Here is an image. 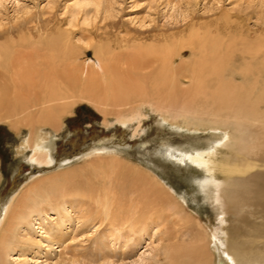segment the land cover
I'll use <instances>...</instances> for the list:
<instances>
[{
	"label": "bare ground",
	"instance_id": "1",
	"mask_svg": "<svg viewBox=\"0 0 264 264\" xmlns=\"http://www.w3.org/2000/svg\"><path fill=\"white\" fill-rule=\"evenodd\" d=\"M99 3L91 0L75 6L92 4L97 9ZM223 18L228 23L223 29L191 25L150 45L124 38L116 42V49L93 38L76 44L71 32L57 30L52 35L39 32L35 41L32 36L17 46L14 42L0 46V123L21 138L14 153L40 169L0 206V264H10V244L18 224L44 212L45 205L69 198L83 205L86 197L96 206L94 216L106 211L105 220L119 235L108 237L115 240L121 238V229H127L122 237L134 238L138 245L147 223L163 228L160 239H167L168 245L163 260L158 255L153 258L155 264H264V249L254 247V239L242 242L232 234L226 241L210 233L156 174L122 157L114 139H100L76 157L57 160L56 139L66 127L65 118L73 116L82 102L102 115L106 127L118 123L131 129L133 136L149 116L144 111L148 108L157 115L156 126H168L184 138L180 143L155 142L158 157L178 168L192 166L203 176L217 167L232 190L228 194L222 190L220 197L238 217L248 206L238 203L235 194L243 185L230 177L255 166L245 158L264 141V132L255 135L252 130L264 125V31H255L250 39L249 31L230 14ZM28 44L35 51L27 60L14 58L10 48ZM85 49L92 50L98 68L81 61ZM75 140H70L74 149ZM146 148L141 144L139 152ZM222 148L232 154L219 159ZM46 167L53 170L44 171ZM211 181L216 180L196 181L204 195ZM193 225L190 234L186 228ZM259 230L244 224L243 232L250 238H259Z\"/></svg>",
	"mask_w": 264,
	"mask_h": 264
},
{
	"label": "rangeland",
	"instance_id": "2",
	"mask_svg": "<svg viewBox=\"0 0 264 264\" xmlns=\"http://www.w3.org/2000/svg\"><path fill=\"white\" fill-rule=\"evenodd\" d=\"M84 1L0 0V46L5 47L11 42L17 46L21 39L32 36L35 41L39 32L49 31L48 33L52 35L58 34L57 30L71 32L76 44L93 38L96 41L102 40L103 43L108 42L115 48L116 42L124 38L132 40L135 44L150 45L169 39L172 35H178L191 25L211 26L212 30L213 27L223 29L225 24H228L223 18L225 14H230L232 20L244 25L250 33V39L254 38L255 31L256 33L260 29L264 31V0H94L100 2L97 9L92 4L84 5L83 8L75 6L76 3L82 4L91 0ZM29 45H22L23 48H10L15 52L14 58L27 60L33 52L31 50H34L29 48ZM38 50L39 48L38 55H43L42 51ZM19 53L22 54L21 57ZM92 55L91 49L83 50L81 61L98 68L99 63ZM144 111L145 115L149 116L140 124L142 132L139 131L140 133L137 132L133 136L132 130L121 124L106 127L102 123V115L89 104L82 102L76 106L73 116L65 118L66 127L56 139L55 147L59 149L57 160L60 161L69 155L76 157L100 139H114V143H120L122 157L141 164L156 174L166 187H170L168 189L185 207V211L193 213L194 219L199 220L210 233L226 241H229L232 234L238 240H243L242 242L254 239L255 245L258 243L256 246L253 243L254 247L264 249V141L245 158L254 162L255 166L230 177L231 181L236 180L243 185L237 190V195L235 194L238 203L248 206L236 217L227 209V204L220 197L222 190L225 189L226 194L232 190L229 188L230 181L225 182V176L217 167H213L209 174L203 176L192 166L178 168L158 157L155 151L157 141L169 140L180 143L184 138L179 137L168 126H164L163 129L156 126V113L150 112L148 108H144ZM262 127L264 130V125L260 127L258 124L253 127L255 135H262L264 132L260 129ZM21 131L24 134L26 129ZM226 134L231 136V131L227 129ZM74 139L77 141L75 149L71 147ZM262 139L264 140V137ZM20 141V136L7 124L0 123V206L12 192L40 170L27 164L14 153ZM141 144H147V148L139 152ZM219 152L217 155L219 159L232 154L229 148H222ZM238 157L244 160L242 156ZM47 170H53V167L44 169ZM202 177L216 180L209 182L206 195L203 194L204 189L196 182ZM83 199L85 200V203L82 202L83 205L77 200L72 201L71 198L59 204L53 202L45 205L44 212L33 213L27 223L18 224L11 239L9 263L155 264L157 260L153 258L157 255L159 259L163 258V251L168 245L167 239H160L163 228L157 229L160 226L155 227L147 223L143 228L144 235L138 239L140 241L138 245H135L134 238L122 237L125 236L123 235L125 232L127 233V229H121V238L115 240L111 236L108 237V234L118 235V232L113 231L108 220H105L106 211L99 210L94 216L92 212L95 211V204L87 197ZM254 211L263 217L259 218ZM251 214L255 215V218L252 219ZM244 224H249L253 229H260L259 238H250V235L245 234ZM195 227L193 225L186 230L192 234Z\"/></svg>",
	"mask_w": 264,
	"mask_h": 264
}]
</instances>
